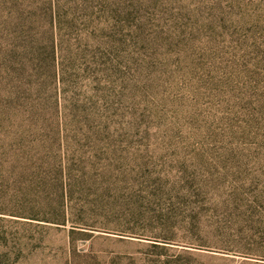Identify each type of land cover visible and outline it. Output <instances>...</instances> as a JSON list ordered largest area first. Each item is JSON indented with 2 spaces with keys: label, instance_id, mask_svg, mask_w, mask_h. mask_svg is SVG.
<instances>
[{
  "label": "rangeland",
  "instance_id": "374dc122",
  "mask_svg": "<svg viewBox=\"0 0 264 264\" xmlns=\"http://www.w3.org/2000/svg\"><path fill=\"white\" fill-rule=\"evenodd\" d=\"M0 264H264V0H0Z\"/></svg>",
  "mask_w": 264,
  "mask_h": 264
}]
</instances>
